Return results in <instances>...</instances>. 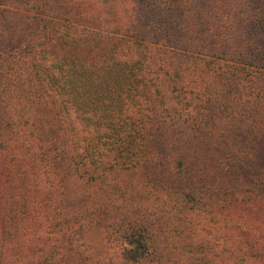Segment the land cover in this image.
<instances>
[{
  "label": "trees",
  "instance_id": "1",
  "mask_svg": "<svg viewBox=\"0 0 264 264\" xmlns=\"http://www.w3.org/2000/svg\"><path fill=\"white\" fill-rule=\"evenodd\" d=\"M0 264H264V0H0Z\"/></svg>",
  "mask_w": 264,
  "mask_h": 264
}]
</instances>
